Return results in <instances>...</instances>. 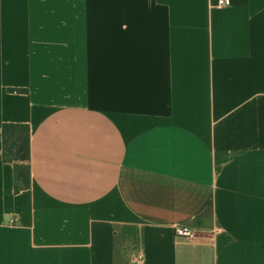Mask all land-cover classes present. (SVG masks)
<instances>
[{"label": "crops", "instance_id": "1", "mask_svg": "<svg viewBox=\"0 0 264 264\" xmlns=\"http://www.w3.org/2000/svg\"><path fill=\"white\" fill-rule=\"evenodd\" d=\"M218 2L0 0V264H264V0Z\"/></svg>", "mask_w": 264, "mask_h": 264}, {"label": "trees", "instance_id": "2", "mask_svg": "<svg viewBox=\"0 0 264 264\" xmlns=\"http://www.w3.org/2000/svg\"><path fill=\"white\" fill-rule=\"evenodd\" d=\"M10 92L25 93L11 89ZM3 160L14 169V192L19 194L31 187L30 127L26 124H4L2 127Z\"/></svg>", "mask_w": 264, "mask_h": 264}, {"label": "built area", "instance_id": "3", "mask_svg": "<svg viewBox=\"0 0 264 264\" xmlns=\"http://www.w3.org/2000/svg\"><path fill=\"white\" fill-rule=\"evenodd\" d=\"M230 6V0H219L218 7H228ZM176 237L184 239H193L197 236V233L188 227H177L175 229Z\"/></svg>", "mask_w": 264, "mask_h": 264}]
</instances>
